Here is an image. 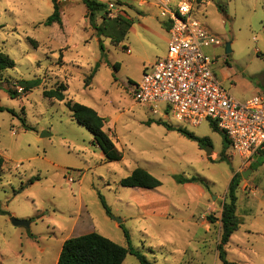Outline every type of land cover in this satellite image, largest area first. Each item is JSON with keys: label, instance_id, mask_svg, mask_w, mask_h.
I'll return each mask as SVG.
<instances>
[{"label": "rangeland", "instance_id": "374dc122", "mask_svg": "<svg viewBox=\"0 0 264 264\" xmlns=\"http://www.w3.org/2000/svg\"><path fill=\"white\" fill-rule=\"evenodd\" d=\"M100 1L113 3L109 20L104 21L100 13L92 22L80 0H58L63 25H45L53 12L52 0H0V49L15 62L0 74V105L6 108L0 111V156L5 159L0 179V264H55L75 221H86L89 231L124 246L127 229L131 245L155 264L185 263L188 254L172 251L192 235L206 237L207 250L215 248L217 230L193 229L188 218L198 203V213L209 202L220 205L241 158L229 149L224 159H214L207 154L208 145L202 149L178 133L168 134L158 122L209 137V146L221 152L223 134L214 131L210 121L193 126L171 114L154 115L135 98L133 83L168 50V42L154 32L159 29L166 35L159 25L162 17L156 0ZM193 3L195 16L219 39L204 52L213 59L223 86L244 101L253 95L251 85L264 84V0ZM117 17L133 20L118 45L113 41L121 33L114 26ZM96 64L98 69L88 78ZM62 83L67 85L64 100L44 94ZM23 86L30 88L26 91ZM10 89L18 94L12 95ZM69 100L105 117V130L112 133L121 160L106 161L94 134L73 118ZM137 167L162 181L158 189L146 190L144 200L154 199L151 192L162 191L180 209L172 206L169 217H130L137 208V194L120 185V180ZM250 173L245 179H250ZM175 175L196 177L208 196L193 201ZM261 179L264 183V176ZM12 218L32 221L29 226L14 225ZM259 222L264 225V220ZM243 234L239 231L235 236ZM169 239L176 244L169 245ZM248 239V247L264 254V229ZM211 261L208 251L204 262ZM123 264L140 262L128 254Z\"/></svg>", "mask_w": 264, "mask_h": 264}, {"label": "built area", "instance_id": "2783aa9c", "mask_svg": "<svg viewBox=\"0 0 264 264\" xmlns=\"http://www.w3.org/2000/svg\"><path fill=\"white\" fill-rule=\"evenodd\" d=\"M156 5L169 25L168 50L133 83L135 98L154 115L171 114L193 126L216 123L233 153L250 162L264 150V93L239 101L219 81L204 52L219 39L195 16L193 0H156Z\"/></svg>", "mask_w": 264, "mask_h": 264}, {"label": "trees", "instance_id": "16d2710c", "mask_svg": "<svg viewBox=\"0 0 264 264\" xmlns=\"http://www.w3.org/2000/svg\"><path fill=\"white\" fill-rule=\"evenodd\" d=\"M52 1L53 12L46 18L44 23L45 25H52L54 23L63 25L62 12L58 0ZM80 1L86 5L88 16L92 22L96 20L97 15L100 13L104 21L109 20L108 14L112 10L108 3L102 2L100 0ZM113 22L114 26L119 28L121 31L119 36L113 39L114 43L118 45L121 43L126 32L132 27L133 20L117 17L113 20ZM31 41L37 43L36 40ZM14 65V60L6 52L0 49V74L9 68H13ZM98 66L99 65L96 64L88 78L93 77L96 70L98 69ZM29 88L30 86H23V90L27 91ZM9 91L12 95L18 94L17 91H13L11 89ZM66 91L67 85L62 83L56 88L45 90L44 94L51 98L64 100L66 97ZM67 105L72 111L73 118L94 134L95 141L102 149L106 161H119L123 158L122 152L117 148L109 133L104 130L106 123L105 117L101 116L94 108L79 102L69 100ZM5 109L6 108L4 106L0 105V111ZM158 122L160 124H164L168 129L177 130L188 139L196 141L202 149H204V147L207 145H212V141L209 137H200L184 127L172 126L162 120H159ZM211 126L214 131H218L223 134L224 145L221 151V158L224 159L230 148L229 140L224 132L218 128L216 123L211 122ZM4 163L5 159L0 156V179L3 172ZM241 177L242 174L240 172L234 173L228 186L226 200L222 205V213L220 217V221L222 223L221 234L217 245L219 258L222 261V264H233V262L229 261L227 258L226 245L229 242L232 233L238 229L241 223L240 218L236 215L237 188ZM175 179L179 183L196 181L200 182V180H198L196 177H184L181 175H175ZM120 185L124 187H143L155 189L162 185V181L147 169L137 167L133 169V171L128 176L120 180ZM102 202L107 214L111 216L112 213L109 206L106 204L104 199H102ZM208 219L212 223L217 220V218L212 214L208 215ZM124 234L128 241L127 246L121 245L97 231L69 237L62 245L57 264H123L128 254L134 255L140 264H155L154 262L150 261L147 256L139 249H136L131 245V236L127 229H124Z\"/></svg>", "mask_w": 264, "mask_h": 264}, {"label": "crops", "instance_id": "0c3cea01", "mask_svg": "<svg viewBox=\"0 0 264 264\" xmlns=\"http://www.w3.org/2000/svg\"><path fill=\"white\" fill-rule=\"evenodd\" d=\"M108 4L112 10L114 7L113 3H108ZM160 22L161 23L159 25L160 27H162V29H164L166 35L162 34L159 29H156L155 31L154 30L153 31L168 42L169 25L166 22V20L163 18L162 20H160ZM166 52L167 50L163 53L161 57L165 56ZM153 64H151V66ZM145 70L146 68L144 69V71ZM214 72L216 73L215 70ZM227 77L228 76L225 75L224 80H226ZM250 92L253 93L252 96L258 93H264V84L262 85L260 83L258 85H251ZM248 98H245L244 101L247 100ZM165 129L168 134L178 133L182 137H185L184 135L179 133L177 130L168 129L167 127H165ZM104 130H105V126H104ZM109 135L111 136L112 133H109ZM193 142H196V141H193ZM97 146L99 145L97 144ZM199 150L202 151L201 148H199ZM102 155L104 157L103 151H102ZM209 156H211L214 159H217L221 156V152L215 151L212 148V152ZM250 168H251V171H250L251 173L248 171ZM243 171H248V174L250 173L251 175H250V179H245V177H243L242 175L240 183L237 188L236 215L240 218L241 223L238 229L232 233L230 240L226 245L227 258L229 261L233 262V264H264V254L255 253L251 247H248L249 236L251 234L258 233L260 232V230L264 229V225H261L259 222V221L264 220V216H263L264 215V183L261 181L262 180L261 176H264V150H261L257 154H255L253 156V159L250 162L243 163L242 158H241V164L234 170L233 175L236 172H240L242 174ZM182 184H184L187 187L192 200L196 201L197 203L201 201L202 199H205L208 196L207 189L199 181L186 182ZM128 188L130 189L131 192H133V194H137L134 197L135 198L134 200L136 201V204H137V208L134 211H132L133 215H131L130 217H144V216L145 217H148V216L150 217H156V216L169 217L171 215V212H172L171 208L174 205L170 201V199H168L165 196V194L162 191L151 192L154 199L151 198L146 201L144 200V195L146 196L148 195V192H146L148 188H143V187H128ZM158 188L149 189V190H156ZM239 190H241V194H239ZM226 194H227V191L224 196L220 197L221 201H220L219 206H216V201L209 202L206 205L205 209L202 208V211L200 213H198V209L200 207L198 205L200 203H198L196 207L194 208V212H192L190 217L188 218L189 222L187 223L193 229L201 226L204 228V231L207 233H213L214 229H216L217 231L214 232L216 235L214 249L208 248L207 250V248H205L203 245L206 242V237L204 236L197 237L196 235H192L191 237H189L186 240L184 246L173 248L172 253H176L177 250H180L182 253L188 254L189 257L187 261H185V264H206L204 261L206 260V255L208 251L212 252V261L210 264H222L219 258L217 245H218L220 234H221L222 223L220 221V217L222 213V205L224 201L226 200ZM216 197H218L219 199V196H216ZM174 207H175V210L180 209L178 208L180 206L178 207L174 206ZM208 212H210L209 214L213 212L216 213L215 217L217 218V220L214 223L210 222V220L208 219V215H209ZM139 215H142V216H139ZM126 219L127 218L124 217L123 219H121V222L125 221ZM248 219H249V222H248ZM86 223H87L86 221H82V222L75 221L71 226V230H72L71 234L66 236L63 239L62 245L64 241L69 237L79 236L85 233L92 232V231H89ZM118 224L120 223L118 222ZM239 231H243L244 237L235 236L236 233ZM166 242L169 245L176 244V241L173 239H169V241L166 240ZM232 247L234 250L233 254H237L235 255V258L231 256ZM57 261H58V258H56L55 264H57Z\"/></svg>", "mask_w": 264, "mask_h": 264}, {"label": "water", "instance_id": "95a60500", "mask_svg": "<svg viewBox=\"0 0 264 264\" xmlns=\"http://www.w3.org/2000/svg\"><path fill=\"white\" fill-rule=\"evenodd\" d=\"M230 52V47L229 44H227V49H226V53ZM43 135H45L43 133ZM212 152V147L208 145L207 147V154L210 155ZM249 172L251 171V168L248 170ZM248 171H243L242 175L243 177H246L248 175ZM13 224L14 225H25V226H29L31 221L28 219H18V218H12ZM119 222H121V219H119Z\"/></svg>", "mask_w": 264, "mask_h": 264}]
</instances>
